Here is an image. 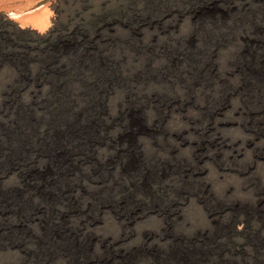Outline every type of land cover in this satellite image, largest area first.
<instances>
[{
  "label": "rangeland",
  "instance_id": "1",
  "mask_svg": "<svg viewBox=\"0 0 264 264\" xmlns=\"http://www.w3.org/2000/svg\"><path fill=\"white\" fill-rule=\"evenodd\" d=\"M0 264H264V0H0Z\"/></svg>",
  "mask_w": 264,
  "mask_h": 264
}]
</instances>
